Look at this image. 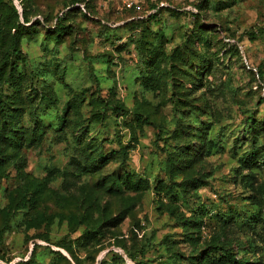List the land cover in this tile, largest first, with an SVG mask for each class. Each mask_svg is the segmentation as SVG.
I'll use <instances>...</instances> for the list:
<instances>
[{
  "label": "rangeland",
  "instance_id": "374dc122",
  "mask_svg": "<svg viewBox=\"0 0 264 264\" xmlns=\"http://www.w3.org/2000/svg\"><path fill=\"white\" fill-rule=\"evenodd\" d=\"M75 1L0 0V101L46 126L0 149V264H264V0Z\"/></svg>",
  "mask_w": 264,
  "mask_h": 264
},
{
  "label": "trees",
  "instance_id": "16d2710c",
  "mask_svg": "<svg viewBox=\"0 0 264 264\" xmlns=\"http://www.w3.org/2000/svg\"><path fill=\"white\" fill-rule=\"evenodd\" d=\"M82 2V0H76L75 3ZM17 15H14V19H17ZM23 21L26 23L27 18L23 16ZM15 30V32L12 34L11 31ZM23 30V27L20 26H9L6 22L2 24V27L0 29V34L3 40L7 42V52L9 53V58L6 60V65L4 68V72L6 73L5 77V83H13L15 76L17 75V68H18V60H20V39ZM53 33L56 35V40L58 41L57 37L65 33V27L60 26V24L55 25L53 28ZM188 41H190V36L187 37ZM137 45L142 42V40L137 41ZM190 43V42H189ZM142 44V43H141ZM148 44V45H147ZM144 49L141 52L142 57V63H143V69L145 73H139V84L143 87H147L148 83L151 81L153 83L152 74L150 71V61L152 57H155V54L151 51L152 43H146L143 41ZM22 60V59H21ZM202 73H200L201 75ZM120 109V108H118ZM14 112L17 111V109H13ZM13 112V113H14ZM0 116H4L5 118L1 120L0 124V149H3L5 147H8L15 152H19L22 147L24 146H37L45 132H46V126L43 124L41 119H39L34 114H31V122L32 126L29 128V130L25 131L22 127H18L14 124L12 118L13 116L11 114L7 113V106L6 102L0 101ZM137 120H142V117L139 116ZM144 120H142L143 122ZM63 125V120L60 121L59 127L61 128ZM139 129L141 130V125H138ZM138 127H132L131 124L128 125V128L130 130L132 141L128 143L126 146H122L119 149V154L123 159H125L128 156V152L130 150L135 149V146L137 144V136H136V130ZM96 160L100 161L102 164L105 162V159H102V157L98 156ZM60 178L62 179L61 182V189L69 196H74L78 189L80 188L78 186L79 179L77 177H73L71 175H60ZM117 183L121 185L126 190L131 191H142L146 188V185L144 182H141L139 179H135L132 175H124L123 177H120L117 179ZM122 220V219H121ZM121 222V221H120ZM103 227L101 226L100 229ZM95 235H86L84 237V243L83 245H90L92 240L95 238ZM232 259V257H230ZM214 260V258H213ZM236 264H241L239 262H236Z\"/></svg>",
  "mask_w": 264,
  "mask_h": 264
}]
</instances>
